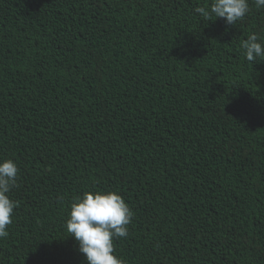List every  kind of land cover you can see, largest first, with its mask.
I'll list each match as a JSON object with an SVG mask.
<instances>
[{"label": "trees", "instance_id": "16d2710c", "mask_svg": "<svg viewBox=\"0 0 264 264\" xmlns=\"http://www.w3.org/2000/svg\"><path fill=\"white\" fill-rule=\"evenodd\" d=\"M211 0H0V160L19 168L0 264H86L85 192L133 212L124 264H264V8Z\"/></svg>", "mask_w": 264, "mask_h": 264}, {"label": "clouds", "instance_id": "9594fccd", "mask_svg": "<svg viewBox=\"0 0 264 264\" xmlns=\"http://www.w3.org/2000/svg\"><path fill=\"white\" fill-rule=\"evenodd\" d=\"M257 8H264V0H254ZM250 10L249 0H211L209 7L196 11L207 18L214 15L226 25H235ZM245 57L255 63L264 57V44L252 34L242 44ZM18 164L11 158L0 160V239L8 235L16 201L10 197L17 183ZM133 212L118 191L85 192L71 204L67 231L78 243V251L86 264H124L115 254L114 241L128 235Z\"/></svg>", "mask_w": 264, "mask_h": 264}]
</instances>
